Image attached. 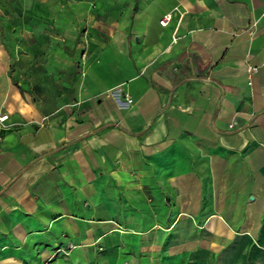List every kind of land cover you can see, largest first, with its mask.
<instances>
[{
	"label": "crops",
	"instance_id": "obj_1",
	"mask_svg": "<svg viewBox=\"0 0 264 264\" xmlns=\"http://www.w3.org/2000/svg\"><path fill=\"white\" fill-rule=\"evenodd\" d=\"M263 21L0 0V264H264Z\"/></svg>",
	"mask_w": 264,
	"mask_h": 264
},
{
	"label": "built area",
	"instance_id": "obj_2",
	"mask_svg": "<svg viewBox=\"0 0 264 264\" xmlns=\"http://www.w3.org/2000/svg\"><path fill=\"white\" fill-rule=\"evenodd\" d=\"M171 18V13H166L163 15V17L161 18L160 20V23L162 26H165L169 20ZM263 23V26H264V21L262 22ZM257 29V22L254 21L247 29V32L249 33V35H253L255 33V30ZM126 103L130 104L132 103V99L130 97H128L126 99ZM7 118V114H2L0 115V122H3L5 119Z\"/></svg>",
	"mask_w": 264,
	"mask_h": 264
}]
</instances>
